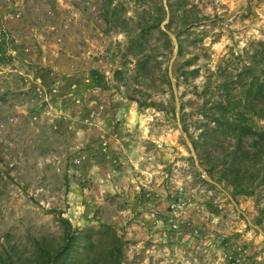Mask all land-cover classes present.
Instances as JSON below:
<instances>
[{"label": "rangeland", "instance_id": "374dc122", "mask_svg": "<svg viewBox=\"0 0 264 264\" xmlns=\"http://www.w3.org/2000/svg\"><path fill=\"white\" fill-rule=\"evenodd\" d=\"M256 76L264 0H0V264H264Z\"/></svg>", "mask_w": 264, "mask_h": 264}, {"label": "trees", "instance_id": "16d2710c", "mask_svg": "<svg viewBox=\"0 0 264 264\" xmlns=\"http://www.w3.org/2000/svg\"><path fill=\"white\" fill-rule=\"evenodd\" d=\"M212 109L215 110V113L212 114L214 130L222 128L224 133L236 138L238 142L247 135L255 137L253 152L245 150L235 156L240 162H237V167L232 168L229 175L232 180H236L240 175V166L243 163L264 162V81L259 76L254 77L243 90L242 99L235 100L227 96L224 102H216ZM250 112L255 117V123L247 121V115ZM60 253L62 254V251L58 249L54 256L49 257V260L58 258Z\"/></svg>", "mask_w": 264, "mask_h": 264}]
</instances>
